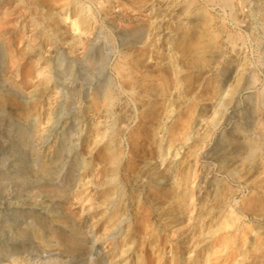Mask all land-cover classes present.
Instances as JSON below:
<instances>
[{"label": "rangeland", "instance_id": "374dc122", "mask_svg": "<svg viewBox=\"0 0 264 264\" xmlns=\"http://www.w3.org/2000/svg\"><path fill=\"white\" fill-rule=\"evenodd\" d=\"M211 263L264 264V0H0V264Z\"/></svg>", "mask_w": 264, "mask_h": 264}, {"label": "bare ground", "instance_id": "6f19581e", "mask_svg": "<svg viewBox=\"0 0 264 264\" xmlns=\"http://www.w3.org/2000/svg\"><path fill=\"white\" fill-rule=\"evenodd\" d=\"M62 2H64V0H61ZM225 3V2H224ZM65 8V6H62V10ZM56 236H58V234H56ZM67 242H68V244H69V247H70V249L71 250H76V249H78L79 248V246H80V240L79 239H76V238H68V240H67ZM231 247V246H230ZM231 253V252H230ZM229 253V254H230ZM222 254V253H221ZM220 255V254H219ZM226 255H227V253H226ZM226 255H224V256H226ZM231 255V254H230ZM229 256V255H228ZM216 260V259H215ZM211 261H213V260H211ZM219 261V260H218ZM214 262V261H213ZM212 264V263H211Z\"/></svg>", "mask_w": 264, "mask_h": 264}]
</instances>
